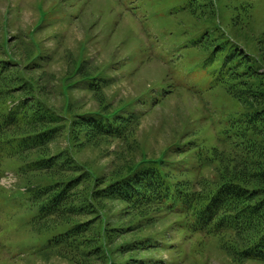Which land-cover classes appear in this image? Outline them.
I'll use <instances>...</instances> for the list:
<instances>
[{"label":"trees","instance_id":"1","mask_svg":"<svg viewBox=\"0 0 264 264\" xmlns=\"http://www.w3.org/2000/svg\"><path fill=\"white\" fill-rule=\"evenodd\" d=\"M182 10L191 23L168 33L176 47L163 76L118 102L108 91L140 71L124 75L120 44L95 65L85 37L55 73L60 41L36 58L26 46L22 64L0 59V178L16 176L0 225L19 219L30 235L0 244L12 260L214 264L220 252L264 264V30L253 29L250 1L231 8L227 27L214 0ZM217 94L231 107L213 109ZM183 96L199 99L203 115L150 155L144 118ZM114 143L110 166L79 157Z\"/></svg>","mask_w":264,"mask_h":264},{"label":"rangeland","instance_id":"2","mask_svg":"<svg viewBox=\"0 0 264 264\" xmlns=\"http://www.w3.org/2000/svg\"><path fill=\"white\" fill-rule=\"evenodd\" d=\"M214 1L222 11L225 27L230 21L231 8L241 1H250L255 16L253 29L255 32L264 30V0ZM188 2L189 0H0V59L18 60L22 64L25 61L26 46L33 49L36 58L47 47H53L60 41L58 44L61 45L63 59H58L50 68L55 73L63 68L69 55L76 54L79 41L85 37H89L90 43L85 46H88L91 54L97 55L92 60L95 65L107 59L116 50L115 45L120 44L121 52L118 54L128 59L126 66L129 68L124 70V75L133 72V68L137 66L140 71L126 77L122 83L115 84L108 91L118 102L138 94L144 83L146 85L163 76V58H169L171 48L176 47V43L169 42L171 37H168V33L173 32L171 36H174L191 23L182 10ZM84 26L90 27L88 31H84ZM94 35L97 36L93 37ZM178 68L177 73H181L183 68ZM221 95L209 96L213 109L231 107L230 100ZM52 99L54 104H62V98L58 94H54ZM203 112L200 111L197 98L183 96L167 101L164 106L147 114L143 120L140 138L144 149L150 155H155L171 140L187 118L195 119L203 115ZM115 148L114 143L105 146L99 153L88 150L79 157L93 161L91 163L95 165L110 166L115 159ZM15 182L16 176L11 170L0 178V201L2 195L10 192ZM29 237L19 219L5 227L0 225V244L6 242V239L20 244L28 242ZM209 248L217 247L211 244ZM212 257L214 264H232L231 259L220 252L213 253ZM0 264L68 263L60 259L50 262H28L18 258L12 260L7 252L0 249Z\"/></svg>","mask_w":264,"mask_h":264}]
</instances>
